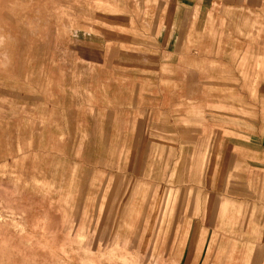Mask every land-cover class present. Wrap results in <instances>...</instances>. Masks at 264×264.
Segmentation results:
<instances>
[{
	"label": "rangeland",
	"instance_id": "374dc122",
	"mask_svg": "<svg viewBox=\"0 0 264 264\" xmlns=\"http://www.w3.org/2000/svg\"><path fill=\"white\" fill-rule=\"evenodd\" d=\"M198 1L0 0V180H14L20 231L30 201L49 206L44 193L65 208L77 197L80 220L99 212L94 226L123 227L137 207L147 239L178 213L183 178L199 176L220 145L209 130L229 118L212 117L214 83L202 81L214 73L183 82L175 69L190 21L173 7ZM231 237L257 258L261 234Z\"/></svg>",
	"mask_w": 264,
	"mask_h": 264
},
{
	"label": "crops",
	"instance_id": "0c3cea01",
	"mask_svg": "<svg viewBox=\"0 0 264 264\" xmlns=\"http://www.w3.org/2000/svg\"><path fill=\"white\" fill-rule=\"evenodd\" d=\"M173 8L187 11L184 19L190 21L189 34L177 36L181 61L175 69H183V82L192 72L214 73L202 81L214 83L205 91L218 98L210 116L220 122L229 116L209 130L220 139L205 151L211 160L200 166L198 177L183 178L178 213L173 211L163 231L152 226L147 239L137 207L126 213L123 227L94 226L99 212L87 210L92 220H80L84 211L73 204L77 197L65 208L61 192L44 193L38 199L45 197L49 206L30 201L20 231L9 212L16 211L14 180L1 179L0 264H264V0H199ZM187 42L197 43L196 51ZM168 182L175 185L174 178ZM197 185L200 191L191 195L190 186ZM211 216L214 225L208 224ZM238 233L262 235L257 258L248 240L240 255L231 237Z\"/></svg>",
	"mask_w": 264,
	"mask_h": 264
}]
</instances>
